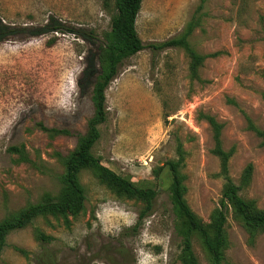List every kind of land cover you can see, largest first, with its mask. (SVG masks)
Wrapping results in <instances>:
<instances>
[{
    "label": "rangeland",
    "instance_id": "374dc122",
    "mask_svg": "<svg viewBox=\"0 0 264 264\" xmlns=\"http://www.w3.org/2000/svg\"><path fill=\"white\" fill-rule=\"evenodd\" d=\"M114 14L105 0H0V22L12 30L0 38V222L59 195L61 156L74 151L94 114L99 49ZM191 21L199 25L190 45L206 56L197 78L184 49L149 47ZM136 28L145 48L106 90L108 120L93 153L137 187L156 190L151 210L140 220L144 201L84 170V212L68 224L41 216L10 233L0 264H36V229L53 238L57 264H182L167 162L181 143L186 201L210 225L225 181L209 118L223 126V149L234 150L229 173L240 195L264 211V143L255 131H264V0H143ZM39 124L70 134L51 135ZM227 217L228 264H264V231L252 233L232 208ZM192 243L199 264H210L201 239Z\"/></svg>",
    "mask_w": 264,
    "mask_h": 264
},
{
    "label": "trees",
    "instance_id": "16d2710c",
    "mask_svg": "<svg viewBox=\"0 0 264 264\" xmlns=\"http://www.w3.org/2000/svg\"><path fill=\"white\" fill-rule=\"evenodd\" d=\"M105 1L114 4L115 14L111 21V31L105 35V41L99 49L100 72H98L92 88L94 114L88 120L86 133L78 136L74 151L66 156H61L65 171L61 176L62 189L59 195L52 197L50 194H46L42 202L30 204L19 213L11 215L0 222V262L10 233L26 228L41 216L62 217L65 223L68 224L70 218H76L84 212L86 196L80 181V174L84 170L94 172L102 183L117 194L144 201L146 208L140 215V220L153 206V201L157 196L156 190L137 187L130 179L122 177L103 166L100 159L93 153V148L101 138L100 126L108 120L106 90L118 76L119 69L124 61L145 48L136 28L143 0ZM198 25L197 21H191L179 36L160 44H152L149 47L155 51L171 48L184 49L191 59L192 77L197 78L199 68L203 65L206 56L197 53L191 47L189 38ZM56 30L59 31L61 28L56 27ZM11 33V28L0 22V38ZM209 122L214 129L215 148L213 153L220 159V175L225 181L219 207L214 211L210 225H205L186 201L185 176L181 171L185 153L181 143L178 142L177 144V158L167 162L172 178L169 195L173 211L179 221L178 233L182 238V248L179 256L182 264H199L192 247L194 236L201 239L209 256L210 264H228L226 259L228 242L225 226L230 208L252 233L264 231V211L256 210L253 202L245 200L240 195L241 186H238L230 176L229 161L234 150L225 151L223 149L221 141L223 126L217 123L214 118H209ZM39 127L50 132L51 135L70 134L69 131L47 128L43 124H39ZM255 131L264 143V131L257 128H255ZM10 151L23 153L17 148H12ZM249 177L250 169L246 171L243 182L246 183ZM35 237L41 247L40 253L35 256L36 264H57L56 255L49 248L53 238L39 229L35 230ZM19 251L24 256H29L28 252L21 249Z\"/></svg>",
    "mask_w": 264,
    "mask_h": 264
}]
</instances>
